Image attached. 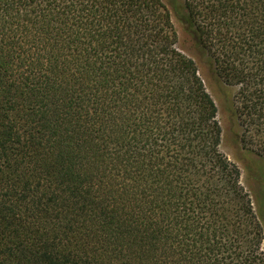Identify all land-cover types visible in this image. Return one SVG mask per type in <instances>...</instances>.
Returning a JSON list of instances; mask_svg holds the SVG:
<instances>
[{"label":"trees","instance_id":"16d2710c","mask_svg":"<svg viewBox=\"0 0 264 264\" xmlns=\"http://www.w3.org/2000/svg\"><path fill=\"white\" fill-rule=\"evenodd\" d=\"M263 161L264 0H175ZM163 0H0V264H264V226Z\"/></svg>","mask_w":264,"mask_h":264},{"label":"rangeland","instance_id":"374dc122","mask_svg":"<svg viewBox=\"0 0 264 264\" xmlns=\"http://www.w3.org/2000/svg\"><path fill=\"white\" fill-rule=\"evenodd\" d=\"M163 1L171 11L172 21L178 32V49L197 62L205 85L217 104L218 119L223 129L220 150L229 160L239 166L241 185L250 194L255 212L264 226L263 161L256 154L245 149L239 140L240 129L236 123L231 104L232 91L221 83L214 74L208 57L197 49L195 39L181 20L182 13L175 6V0Z\"/></svg>","mask_w":264,"mask_h":264}]
</instances>
